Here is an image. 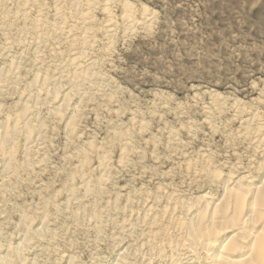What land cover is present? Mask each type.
<instances>
[{
	"label": "rangeland",
	"instance_id": "374dc122",
	"mask_svg": "<svg viewBox=\"0 0 264 264\" xmlns=\"http://www.w3.org/2000/svg\"><path fill=\"white\" fill-rule=\"evenodd\" d=\"M26 1V4H32L33 9L35 8L34 11L29 8L31 18L28 22L32 24V20L34 24L35 17L39 15L44 37H47L48 41L43 49L41 48L42 54L40 53L43 62L39 65L43 67L32 68L31 40L26 42L28 44L23 49V45L18 42L23 38L20 31L23 21L14 20L11 15L6 17L5 13L1 14L3 11H10L11 14L22 0H6L0 3V22H3L0 23V49L6 41L12 43L10 56L16 57L20 54L25 62L20 71L21 78L17 80L20 82H17L14 88L19 86V90L20 87L22 89L38 70L40 75L44 72L52 74L57 64L65 65V61L69 60L74 51L75 54L76 50L78 53L80 37L89 27L94 49L91 47L87 56L95 59L97 69L101 70L108 82L104 91H92L88 95L89 100L87 99L83 112L76 118L71 133L67 132L65 119L54 120L42 109L40 115L43 116L44 146L42 150L31 153V168L26 169L24 163L22 138H19L16 144L13 158L16 169L13 175L2 177L0 161L1 237L18 243L20 233L17 223L21 213H28L29 217L33 214L30 226L35 227L40 220V211L46 215L48 228L58 237L55 236L53 242H56V248L47 251L51 261L55 260V255L60 250L58 253L74 254L77 261L86 264L93 259L98 261V264H111L115 251L119 248L111 238L118 232V225L114 220L120 222L122 215L116 218L113 216L115 212H110L114 219L104 227L106 229H103L100 235V242L96 239L94 230L79 227L77 222L73 221L72 211L76 210L78 202L74 200L76 197L82 196L79 202L86 203L85 210L89 212L95 206L87 203L91 198L96 200L95 204L98 203L100 208L106 204V207H109L113 203L118 206L128 205L131 200L134 206H140L143 199L149 197L147 202L152 196L162 197L168 192L184 200L206 192L218 198L224 190L221 175L234 178L243 174L254 177L255 182L261 180L264 147H252L250 142L255 137L253 135H256V126L260 124L261 131L257 134L263 132L264 137V0ZM87 1H90L89 6ZM75 7L77 10L73 11ZM57 8L61 14H57ZM86 14H90L91 20L82 24V18ZM110 24L111 33H107L106 28ZM53 26L60 29L70 27L69 30L76 38L72 37L69 41L62 37L58 30H53ZM79 29L82 31L79 32ZM2 61L0 58V65ZM62 62L64 64H61ZM14 88L8 89L7 93L0 96V119H3L9 110L13 113L20 108L19 104L15 103L18 92ZM252 112L256 114L254 129H251L252 125L247 127L243 121ZM244 130L249 136L244 134ZM91 142L94 143L93 147ZM84 158L86 164H82ZM213 168L218 169V172L212 171ZM103 171L108 176L104 181L101 196L92 193L93 197L90 196L86 200L83 198L81 178L89 179L93 186ZM71 186L74 187L73 194L69 191ZM70 194L73 197H70ZM170 228L167 230L169 235L172 231Z\"/></svg>",
	"mask_w": 264,
	"mask_h": 264
},
{
	"label": "bare ground",
	"instance_id": "6f19581e",
	"mask_svg": "<svg viewBox=\"0 0 264 264\" xmlns=\"http://www.w3.org/2000/svg\"><path fill=\"white\" fill-rule=\"evenodd\" d=\"M4 1H6V0H0V3L4 2ZM7 1H9V0H7ZM30 1H32V0H30ZM20 2H21V0H20ZM78 2H82V1H78ZM89 2H88L87 6H89V4H90ZM26 3H27L26 0H22V3H20V5L17 3L18 5H17L16 10H14V12H12L11 14H10V11H8V12L3 11V9H2L3 12L1 14L5 13L4 15H6V17L11 15L14 20L16 19V20H22L23 21V23L21 22L22 25L20 27V31H21L23 38H20L21 40L19 39L20 41H18V42L21 46L23 45L22 46V49H23V47L26 44H28L26 42L28 40H31L32 45H30V46H32L31 48H33L32 49V53H33L32 56L33 57H31V59L33 58L32 59L33 64L31 66H32V68L35 67V68L41 69L43 67V66L39 65V63L42 64V62H43V59L41 56V54H42L41 51H43V50H41V48L44 47L46 41H48V38L44 37V33L42 31L43 25H41L42 23L40 22L39 15H37V13H36L37 16L35 17L36 20H34L35 21L34 24H33L32 20H30V21L32 22L33 25L30 22H28L29 19L31 18L28 10L30 7L33 9V7H32L33 5L32 4L29 5ZM76 4H78V3H76ZM43 7H45V6H43ZM76 7L73 11L77 10ZM84 7H86V6H84ZM59 8L55 9V11L58 12L57 10ZM91 8H93V7H91ZM34 9H33V11H34ZM55 11H54V13H55ZM143 11H145V10H143ZM60 12H58L57 14H61ZM89 15L90 14H86L85 16L83 15L84 17L82 18V22H83L82 24H84V22H85V24H87L86 22L91 20ZM70 16H72V15H70ZM47 19H49V18H47ZM54 19H55V17H54ZM75 21H76V19H75ZM1 22H2V20H1ZM51 22L53 23V21H51ZM51 22H50V24H51ZM50 24H49V26H50ZM96 24H98V23H96ZM107 25H108V23H107ZM57 26H59V25H57ZM147 26H148V24H147ZM46 27H47V25L45 26V28ZM85 27L87 28V26H85ZM69 28L70 27L60 29V28L54 27L52 29L58 30L57 32H59V34H61L62 37L64 36L67 39H69V41H70L73 37V35H72L73 32H71L69 30ZM110 28H111V24L106 28L107 33H111L112 28L111 29ZM90 29H91V27H89V30ZM89 30L84 31L82 33V37H80V49L78 46V49H79L78 53H77V50H76V54H75V51H74V53L71 52L74 55L71 54V57L69 58L68 61L65 59L67 61V62L65 61V65L57 66V65H59V64H57L55 66V64H54L55 67L53 66L54 71L52 74H48V72L46 73L43 71L44 73L42 75H40L39 74L40 70H38V72L34 73L32 80L31 81L29 80V82H26L23 85L22 89L20 87V90L18 88L19 86L15 87V88H14V86H16L17 82H20L17 80H20L19 78H21V77H19L20 71H21V69L24 68L25 62L20 57L21 56L20 54H19L20 56L18 55L16 57H14L13 55H12L13 57L10 56V49L12 47L11 46L12 43H9V42L7 43V41H6L3 48L0 49V58H1V60H3L1 65H0V96H3L5 93H7L6 91H8V89L14 88L18 92L17 93L18 97H17V100L15 103H16V105L19 104L18 106L20 107L19 109L15 110L13 113H11L10 112L11 110H9L7 113L4 114V118L0 119V161L2 162L1 163L2 164V168H1L2 177L4 175L9 176L10 174L14 173V170L16 169L15 165L13 163V160H14L13 158H14V153L16 151V144H17V141L19 138H22L23 143H24L22 155L25 156V162L24 163L26 165V169L28 167L31 168L30 166L33 165L32 159H31V153H33L35 150L37 152L38 149L40 150L44 146V137H43V134H44V132H43L44 127L43 126L44 125H43V120H42L43 116L41 117V115H40L42 109H44L45 112L47 113V115H49L50 118H52L54 120H59V121L62 120L63 121V119H65L67 132L71 133V129H72L73 125L75 124L76 118H78V116L81 114V112H83L82 110L85 106V102L87 101V99L89 100L88 95H90V93H92V91L95 92L97 90L98 91H104L105 90L104 88L107 86V82H108L107 79L101 74V72H100L101 70L99 71L97 69L95 59L88 58V56H87L89 50L92 47V41L91 40L93 39V37L91 35L92 33H90ZM80 31H82V30L79 29V32ZM48 32H50V31H48ZM53 32H56V31H53ZM30 33H32V34H30ZM50 34H51V32H50ZM29 35H30V37H29ZM79 35H80V33H79ZM91 37H92V39H91ZM73 38L75 39L76 37H73ZM95 40H98V39H95ZM111 41H109V42H111ZM74 42L77 43V41H74ZM93 42H94V40H93ZM69 43H71V42H69ZM58 45H59V43H58ZM93 45H95V44H93ZM55 46H56V44H55ZM65 46H67V45H65ZM74 48H76V47H74ZM28 51H29V49H28ZM63 52H61V53H63ZM52 53L54 54L53 51H52ZM43 56H44V54H43ZM61 64H64V62H62ZM101 68H104V67H101ZM49 69H51V68H49ZM33 70H35V69H33ZM46 71H47V69H46ZM31 73H33V72H31ZM103 73H105V72H103ZM22 78H24V77H22ZM11 90H13V89H11ZM12 98H11V100H12ZM2 100H4V99H2ZM258 101H259V99H258ZM262 103H263V101H262ZM15 108L16 107L14 106V109ZM166 108H167V106H166ZM206 108H208V107H206ZM221 109H223V108H221ZM219 112H220V110H219ZM241 115H243V114H241ZM82 116H83V114H82ZM132 120H133V118H132ZM243 121L245 122V125L247 127H251V125H252V127H251V129H252L254 127L253 124L256 123V114H254L252 112L250 115H247L243 119ZM232 122H234V121H232ZM207 123L208 122H206V124ZM261 123H263V122H261ZM246 126L244 128H246ZM256 127H257V131H256V133L254 132V134H256V135H253V136H255L253 138V140H251V138H250V140H251L250 145L252 147H255V148L264 147V140H263L264 137H262L263 132L257 134L258 131H261V124L256 126ZM53 128H54V125H53ZM191 128H193V127H191ZM164 129H166V128H164ZM188 129H190V128H188ZM247 129H249V128H247ZM262 129H263V127H262ZM252 131H255V130H252ZM133 132H135V131H133ZM246 132H247V130H246ZM244 134H247V133H245V130H244ZM247 135L249 136V134H247ZM247 135H245V136H247ZM189 136L190 135L188 134V137ZM130 139H131V137H130ZM111 143H112V141H111ZM114 143H115V141H114ZM93 144L91 142L92 147H93ZM118 146H120V145H118ZM144 146H146V145H144ZM247 147H249V146L247 145ZM255 150H256V152H258L257 149H255ZM259 151H261V150H259ZM263 151H264V148H263ZM262 153L264 154V152H262ZM109 154H110V152H109ZM208 154H210V153H208ZM234 154H235V152H234ZM92 155H94V154H92ZM122 155H124V153ZM200 155H201V153H200ZM16 156H19V155H16ZM240 157H239V159H240ZM143 158H145V157H143ZM201 158H203V155ZM261 159L263 162V164H262V166H263L262 172L263 173L261 176V180L259 182L258 181L255 182L253 179L254 177L252 178L251 176H247V175H243V174L241 176H236L234 178L230 177L229 175H225V177H222L223 175H221V179L220 178L219 179L222 180V182H223L224 190L222 191L223 192L222 195L218 198L213 197L210 193L206 192V193L197 195L191 199L184 200L183 198L175 197L174 194L168 192V194H166L165 196H162V197L158 196V195L152 196L149 199V201L147 200V202H146V199H148L149 197L146 199H143L142 205H140V206H134L133 201L128 198L129 200L132 201V202L130 201V203L128 205L118 206V205L113 203L109 207H106V205H107L106 204L105 207L103 206L104 208L103 207L100 208L98 203H97L98 205L95 204L96 200L91 198L87 203L89 205H95V206L89 212H87L85 210V206H84L86 203L85 204L80 203L81 202L80 199L82 198V196H80L81 197V198L79 197L80 199L77 197L75 199L73 198L74 200H78V202H77V208L75 207L76 210L72 211V213H74L72 218H73V221L77 222L79 227H85L86 229H92V231L94 230L96 239L100 241L101 240L100 235L103 232V229H106L104 227L106 225H108L109 223L113 222V219H114L113 216H115L117 218V216L122 215L121 216L122 219L120 222L119 221L116 222L114 220V222L118 225V232L116 234L112 235L111 238L114 241H116L115 244H117L116 246H118L119 248L116 251L114 250L116 253H115V257H114L113 261L111 262V264H264V155ZM35 160H36V158H35ZM85 160L86 159L84 158L82 161V164H86ZM206 160H207V158H206ZM201 161H202V159H201ZM103 162L104 161L102 160V163ZM118 162H119V160H118ZM195 162H196V160H195ZM210 163H211V161H210ZM21 164H22V162H21ZM189 164H191V163H189ZM205 164H206V161H205ZM36 165H38V164H36ZM74 165H76V164H74ZM201 166H203V165H201ZM246 166H247V164H246ZM73 167H75V166H73ZM107 167H109V166H107ZM188 167H189V165H188ZM32 168H34V167H32ZM211 168H209V169L211 170ZM102 169H103V167H102ZM79 170L81 171V169H79ZM212 171L218 172V169H214ZM21 172H23V169ZM20 174H22V173H20ZM188 174H190V173H188ZM70 175L72 176V174H70ZM71 176H69V177H71ZM107 176H108L107 173L105 171H103L99 175V177L97 178L96 184L93 186L91 185V182L89 181V179L87 180L85 177H82L81 178L82 179L81 187H82V191H83V198H86V200H87L88 197H90V196L93 197V194L94 195L99 194L101 196L104 181L107 178ZM213 178H211V179H213ZM216 179H218V178H216ZM16 180H18V179H16ZM26 180H28V179H26ZM73 180L75 181V179H73ZM0 181H1V177H0ZM110 181H111V179H110ZM7 183L10 184L9 182H7ZM63 185H65V184H63ZM0 188H1V186H0ZM132 188H133V186H132ZM7 190H8V188H7ZM58 191L60 192V189ZM69 191H70V193L72 192V194H73L74 187L71 186ZM55 194H57V193H55ZM59 194H61V193H59ZM72 194H70L69 196L71 197ZM162 198H163V200L161 201ZM67 199H69V198L67 197ZM83 201H84V199H83ZM68 202H69V200H68ZM42 203H44V202H42ZM51 203H53V201ZM66 204L68 207V203H66ZM46 205H48V204H46ZM43 208H45V207H43ZM54 209H55V207H54ZM64 211H65V209H64ZM111 211L115 212V214H113V216L110 213ZM25 212H26V210H25ZM39 213H40V215L39 214L38 215H39L40 220H39V223L35 227L30 226V224L32 223L31 221H33V220H30L31 216L33 214L29 217V215H27L28 213L27 214H25L24 212L21 213L19 221L17 223V228L19 229V233H20V234L18 233L19 234L18 243H13L9 240H6L4 237H1V234H0V264H86V263L77 261V258L74 254H69V253L68 254H66V253L60 254V253H58V251H60V250L57 251V253L55 255L56 256L55 260L51 261L50 256L48 255L47 251H49L50 249H52V251H53L56 248L55 247L56 242L53 243L56 239L55 238L56 234L52 229L48 228L49 226H48V221L46 219V215L44 213H41L40 211H39ZM72 213H71V215H72ZM67 221H68V219H67ZM59 226H60V224H59ZM168 228H170L172 230L170 235L167 231ZM84 232H87V231H84ZM100 242H98V244ZM95 243H97V242H95ZM77 244H78V242H77ZM72 245H74V244L72 243ZM72 245H71V247H72ZM56 246H57V244H56ZM113 246H114V244H113ZM57 257H58V260H57ZM97 262L98 261L95 262V259H93V261H91L87 264H98Z\"/></svg>",
	"mask_w": 264,
	"mask_h": 264
}]
</instances>
